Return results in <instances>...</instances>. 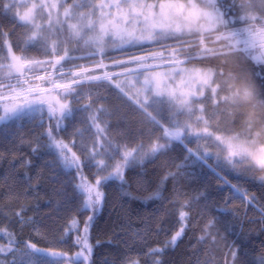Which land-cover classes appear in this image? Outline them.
<instances>
[{"label": "trees", "instance_id": "obj_1", "mask_svg": "<svg viewBox=\"0 0 264 264\" xmlns=\"http://www.w3.org/2000/svg\"><path fill=\"white\" fill-rule=\"evenodd\" d=\"M7 2L0 0V32L4 34L0 35V57L6 50L5 39H8L20 56L42 60L46 56L45 50L27 45L29 30L12 16L8 8L3 7ZM227 3L230 14L236 17L242 14L240 0H228ZM228 15L225 14V20ZM248 23L237 20L235 27L241 28ZM256 23L258 25L259 21ZM233 27L232 24L222 25L214 32H206L204 43L219 50L228 41H216V36L223 29ZM66 36L67 33L64 34ZM184 39L192 44L189 52L198 51L195 37L185 36ZM174 44L175 41L169 39L163 44L132 45L103 52L99 58L104 64H110L115 60L123 61L160 51L167 58L169 46ZM67 46L73 57L86 52L91 54L95 50L89 44L73 40ZM75 50L78 51L72 53ZM185 54L182 53L181 58ZM184 66L213 67L223 71V76L213 77L214 83L210 85H220L216 95L218 115L215 121L209 119L213 112L208 99L210 87L199 98L204 101V115L209 119L210 131L217 135L243 134L249 115L264 114V105L256 101H240L233 105L220 100L221 96L230 97L236 91L242 96L245 88L264 91L261 88L264 81L257 78L256 65L244 53L230 52L227 57L210 61L193 60ZM123 68L117 66L113 70ZM259 71L264 72V65ZM15 77L14 73L11 81L16 80ZM20 80L27 81L26 76ZM4 82L9 80L6 78ZM83 92L80 104L70 103L73 115L62 120L56 139L79 157L83 165L82 175L88 182L94 184L96 179L104 176L102 171L98 173L96 167L90 166L88 160L89 152L94 151L97 130L87 117L101 106L106 111L97 113L96 123L104 129L99 137L104 142L101 149L109 160L122 162L120 155L115 159L109 156L117 147L122 153L154 142H167L163 129L148 118L127 91L122 93L114 84L98 82L83 85ZM252 103H256L255 108ZM86 104L92 105L89 113L80 110ZM162 109L157 119L164 127L170 128L172 113L167 104ZM149 111L157 115L152 109ZM176 118L186 119L182 115ZM54 123L55 118L50 119L47 112L0 123V247L5 249L0 251V264L19 261L21 253L15 248H23L25 241L68 254L80 250L79 245L73 243L78 233H68L69 224L75 219L82 228L86 217L93 213L82 209L83 196L75 187L81 174L66 168L56 150L47 147L45 133ZM262 123L255 120L253 130L260 131ZM89 128L93 132L88 130L84 134ZM197 139L195 135H188L182 142L173 141L165 153L147 156L143 163L125 168L127 183L111 180L104 184L102 181L104 200L97 206L88 235L93 247L89 264H130L131 261L154 264L157 260L159 264H264V184L258 179L264 176V169L248 171L252 168L248 163L233 168L225 162L224 153L215 146L209 149L211 155L207 156L206 149L197 144ZM258 142H264V132ZM169 173H175L176 178L173 179ZM166 175L168 179L163 181ZM232 185L247 193V197L241 198ZM181 211L189 215L184 232L173 247L168 241L181 226ZM209 223L211 226L206 229ZM11 241L17 243L12 245L14 251L8 252ZM153 248H163L164 251L151 256L148 253Z\"/></svg>", "mask_w": 264, "mask_h": 264}, {"label": "snow or ice", "instance_id": "obj_2", "mask_svg": "<svg viewBox=\"0 0 264 264\" xmlns=\"http://www.w3.org/2000/svg\"><path fill=\"white\" fill-rule=\"evenodd\" d=\"M223 3L224 0H200V2L197 0H156V2H149V0H104L99 4L80 3L78 0H72L71 3L68 0H53V2L33 0L30 5L26 6L27 10L22 15L17 14L19 20L31 30L27 37V43L42 46L46 54L56 58L47 61L18 56L12 51L11 44L7 45L3 56L0 57V71L4 72V75H0V93L7 90L9 94H0V101H10V103L3 105L0 123L23 120L33 117L35 114L42 115L45 112L50 119L55 118V123L49 125L45 133L48 139L47 147L56 150L60 162L66 168L74 169L81 174L80 182L75 187L83 196L82 209L91 211L93 215L86 217L82 228L75 219L69 224L68 233H78L73 243L80 247V250L73 256H69L67 252L40 248L30 241H25L23 248L18 246L15 248V251L21 253V259L19 261L14 260L13 264H89L93 249L89 243L88 235L97 206L101 205L104 200V192L101 191L102 181L104 184L111 180L127 183L124 178V168L143 163L144 155L154 157L157 154L165 153L171 142H182L188 135H195L201 139L208 138L217 142V146L226 153L225 162L233 168L248 163L252 165L248 171H253L256 168L264 169V142H258V138L264 132V123H262L260 131L253 130V122L255 120L264 122V114L260 116L249 115L243 134L233 132L231 135H217L209 130V119L215 121L218 115L216 95L220 85L216 84L215 87H210V85L214 83L213 77L223 76V71H217L213 67H194L190 70L188 81L184 82V75L189 73V69L180 67L193 60L210 61L227 57L230 52H242L253 60L258 69L257 78L264 81V72L259 71L261 65H264V0H240L242 14L239 17L230 14L229 8L221 11L219 5ZM16 6L15 3L3 5L5 8H15ZM61 8L62 12L60 11ZM84 8H88L89 11L85 12ZM226 13H229L227 20L224 19ZM94 16L95 19H93ZM38 19H43L44 23H38ZM237 20L249 22L248 26L236 28ZM257 21H259L258 25ZM229 24L234 26L232 31L227 34L221 33L215 38L216 41L220 39L229 41L227 45L217 50L204 43L206 32H214L220 25L227 27ZM65 33L67 36L62 39ZM89 33H95V36H91ZM0 35L4 34L0 32ZM185 36L195 37L198 51L194 53L188 51L192 44L184 39ZM106 37L119 39L122 44L144 41L163 44L169 39L175 41L173 46H169L170 51H168L167 58L163 52H152L147 56L131 57V62H135L139 70L137 74L144 77L141 87L136 92L137 97H140L136 103L155 125L163 129V136L167 142H154L147 153L142 152V146L125 150L122 153L117 147L109 154L111 159H115L116 155L121 156L122 162H118L115 166L97 161L95 151H90L88 154L89 164L96 167L98 173L101 170L112 169L108 171L107 175L101 176L92 184L82 175L83 165L79 157L72 153L62 141L57 140L56 135L59 133L62 120L73 115L70 103L80 104L81 98L84 96L83 85L107 81L114 84L122 93L125 92L118 80L121 75L132 70L126 66L124 61H113L114 65L124 67L123 73H109L108 66L101 59L95 65V69H103L104 71L99 75L90 74L94 72V69L75 63L81 58L71 56L66 47L67 43L72 40H82L85 44H93L98 50L92 55L102 57L103 42ZM256 48L260 49L259 55L252 53V50ZM58 53H62V55H58ZM182 53H186L183 58H181ZM4 60H7V63ZM157 60H160L161 63H155ZM161 65L169 66V70L164 73L157 72L156 69ZM74 68L78 71H74ZM49 69L55 72L56 78L51 75ZM26 70L32 73H38L41 70L49 73L47 80L49 87H41L40 84L19 87L26 83V81L20 80ZM14 73L17 74L15 77L16 84L10 82ZM66 75L69 78L68 82H61L65 80ZM176 77H180L181 83H185V87L189 89L191 83H198L200 85L199 90L184 91L173 88L171 85L176 83ZM6 78L9 80L8 83L4 82ZM35 79L43 82L45 77L36 75ZM205 86L210 87L208 99L213 105V112L209 119H206L204 115V101L198 98L204 96ZM225 86L228 87L227 84ZM261 88L264 89V83H262ZM78 89L80 90L78 91ZM53 93H57L59 97H62V100ZM257 97L260 99L257 100ZM220 100L225 104L232 103L233 105L240 101H256V103L264 105V91L245 88L242 96L239 91H236L230 97L221 96ZM256 103H252L253 108L256 107ZM165 104L168 105L169 111L172 113V118L169 120L170 128L164 127L157 119V116L162 113V106ZM91 109L92 105L86 104L80 110L89 113ZM149 109L155 111L157 115H153ZM105 111L101 106L87 117L97 130L98 147L101 146L98 136L104 132V129L96 123L97 113ZM178 115L185 116L186 119H177ZM41 126H43V122H41ZM179 167L177 165V168ZM168 175H171L173 179L176 178L175 173ZM168 175L163 177V181L168 179ZM252 178L256 179V177ZM258 179L264 184V176H260ZM231 187L236 190L241 198L247 197V193L241 192L235 185ZM179 215L181 226L168 241V244L173 247L184 232L189 213L181 211ZM210 226V223L206 225V229ZM213 240H215L214 237ZM16 243L11 241L7 251L13 252L12 245ZM4 250L0 247V251ZM163 251V248H153L149 250L148 254L157 256ZM232 255L235 258L234 251ZM130 264H138V261H131ZM154 264H159V261H154Z\"/></svg>", "mask_w": 264, "mask_h": 264}, {"label": "rangeland", "instance_id": "obj_3", "mask_svg": "<svg viewBox=\"0 0 264 264\" xmlns=\"http://www.w3.org/2000/svg\"><path fill=\"white\" fill-rule=\"evenodd\" d=\"M227 1L228 0H224V3L223 4H220L219 6H220V8H221V11H224L226 8H229L230 9V5L227 3ZM33 2V0H8V4H10V3H15L17 6L15 7V8H8L9 9V12L21 23V24H24L23 22H21L20 20H19V18H18V15L17 14H23L26 10H27V8H26V6H28V5H30L31 3ZM49 2H53V0H49ZM68 2L69 3H71L72 2V0H68ZM78 2H80V3H85V2H92V3H96V4H99V3H101V2H104V0H78ZM149 2H156V0H149ZM197 2H200V0H197ZM85 12H88L89 11V9L88 8H84L83 9ZM60 11L62 12V8L60 9ZM93 19H95V16L93 17ZM38 23H41V24H43L44 23V20L43 19H38V21H37ZM25 25V24H24ZM26 26V25H25ZM220 26H222V25H220ZM219 26V27H220ZM248 26V25H247ZM247 26H244V27H241V28H245V27H247ZM26 28H28L29 29V33H28V36L30 35V33H31V30H30V28L28 27V26H26ZM233 29V28H232ZM232 29H223V32L222 33H225V34H227L228 32H230V31H232ZM85 32H87V30H85ZM89 35H91V36H95V33H89ZM27 36V37H28ZM65 38V37H64ZM62 39H63V37H62ZM222 40H224V39H222ZM74 42H77V41H79V42H82L83 43V41L82 40H73ZM26 42H27V39H26ZM147 43H154V41L153 42H148V41H144V42H141V43H121L120 41H119V39H112L111 37H106L105 38V40H104V42H103V44H104V51L103 52H108V51H110V50H120V49H124V48H126V47H129V46H132V45H143V44H147ZM228 43H229V41H228ZM8 44H11V43H9V41H8V39H5V46H6V48H7V45ZM85 44V43H84ZM27 45H29V46H38V47H42V46H40V45H33V44H29V43H27ZM89 45H91V46H93L94 48H95V46L93 45V44H89ZM12 46V45H11ZM242 46V45H241ZM66 47L68 48V50H69V54H71V52H70V49H69V47L66 45ZM5 48V49H6ZM43 48V47H42ZM44 49V48H43ZM12 51L14 52V50H13V48H12ZM78 50H75V51H73L72 53H75V52H77ZM96 51H98L96 48H95V50H93V52H96ZM92 52V53H93ZM160 52H163V51H160ZM259 52H260V49L259 48H256V49H253L252 50V53H253V55H259ZM16 55H18V56H20L18 53H16V52H14ZM83 53H85V52H83L82 51V54ZM92 53L91 54H89V53H85V55H80V56H76L77 58H81V59H78L77 61H75V63H78L79 65H82V66H84V67H88V68H91V69H94V72L93 73H90V74H96V75H99V74H101L104 70L103 69H95V65L97 64V63H99L100 61H101V59L99 58V55H92ZM164 53V52H163ZM79 54H80V51H79ZM45 57H43V59L42 60H47V61H52V60H54L56 57L55 56H52V55H50V54H46L45 53ZM58 55H62V53H58ZM147 55H149V54H145V55H141V56H147ZM164 56H166V54L164 53ZM125 63H126V66L129 68V69H131L132 71L131 72H129V73H125L124 75H121V76H124V77H122V78H120L119 80H118V82L120 83V85H121V87H123L124 89H125V91H127V93H128V95H129V97L130 98H132L135 102H136V100L137 99H139L140 97H137V95H136V92H137V89H139L140 87H141V85H142V81H143V79H144V77L142 76V75H138L137 73H138V68H137V65H136V63L135 62H131V58H129V59H126V60H123ZM62 63H65V62H62ZM104 63V62H103ZM155 63H157V64H160L161 63V61L160 60H157ZM105 65H107L108 66V68H107V70H108V72L109 73H123V71H124V68L122 69V70H116V71H114L113 70V68H117V66L116 65H114L113 63H110V64H105ZM66 67H69V65H66ZM180 67H185V68H187V69H189V73H186L185 75H184V82H187L188 81V79H189V74H190V70L192 69V68H188L187 66H180ZM74 71H78V69H73ZM169 70V66H167V65H161L160 67H158L157 69H156V71L157 72H159V73H164L165 71H168ZM6 71V70H5ZM1 72L2 71H0V75H1ZM49 72L51 73V75L54 77V78H56V74H55V72H53L51 69H49ZM3 73V75H4V72H2ZM14 75V74H13ZM17 75V74H16ZM36 75H42V76H44L45 77V80L42 82V81H39V80H36L35 79V76ZM23 76H26V83L25 84H22V85H20L19 87H27V86H35L36 84H40V86L41 87H49V85H48V83H47V80H48V78H49V73H46V72H44L43 70H41L40 72H38V73H32V72H27V70L25 71V74L23 75ZM23 76H21V77H23ZM120 76V77H121ZM68 77H67V75L65 76V80L64 81H61V82H68ZM12 84H16V80H14V81H10ZM104 82H107V81H104ZM129 82H131V83H129ZM93 83H97V82H93ZM169 83H171V82H169ZM173 88H179V90H184V91H187V90H192V91H198L199 90V88H200V85L198 84V83H195V82H193V83H191L190 84V89L189 88H186L185 87V83H181V80H180V77H176V83H174V84H172L171 85ZM209 86H205L204 87V94H205V92L207 91V88H208ZM0 94H4V95H8L9 93H8V91L7 90H3V92L2 93H0ZM53 95H57V97L58 98H60L61 100H62V97H59V95L57 94V93H53ZM198 98H200V97H198ZM7 103H10V101H0V114H2V110H3V105L4 104H7ZM88 130L89 131H91V132H93V130L92 129H87L86 130V132H84V134H87L88 133ZM94 130H96L95 128H94ZM198 138V137H197ZM98 140H99V145H101V146H97V137H95V139H94V141H93V147H94V151H95V153H96V160L97 161H103L105 164H107V165H112V166H115L117 163H115L114 161H111V160H109V158H108V156L105 154V152L104 151H102V149H101V147L104 145V142H102V140H101V137H99L98 136ZM197 144L200 146V147H203L204 149H206L205 150V154L208 156V155H211L210 154V151H209V149L211 148V147H213V146H215V148L217 147L218 149H220V151L221 152H223L222 151V149H221V147H218L217 146V142H215V141H213L212 139H208V138H203V139H201V138H198L197 139ZM152 145V144H151ZM150 145V146H151ZM150 146H147V147H143L142 148V152L143 153H147V152H149V150H150ZM216 148V149H217ZM224 153V156L226 155V153L225 152H223ZM135 154V153H134ZM147 157V155H144L143 156V159H145ZM125 169V168H124ZM124 169H123V173H124ZM112 169L111 168H109L107 171H103V170H101L102 171V173H103V175L105 176V175H107L108 174V171H111ZM102 191V190H101ZM94 217H95V215H94ZM89 238V237H88ZM89 243L91 244V242H90V239H89ZM92 249H93V247H92ZM92 252H93V250H92ZM69 256H73L74 254H68Z\"/></svg>", "mask_w": 264, "mask_h": 264}]
</instances>
